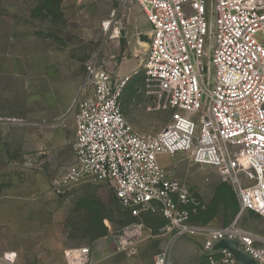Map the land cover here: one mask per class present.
I'll list each match as a JSON object with an SVG mask.
<instances>
[{
	"label": "built area",
	"instance_id": "2783aa9c",
	"mask_svg": "<svg viewBox=\"0 0 264 264\" xmlns=\"http://www.w3.org/2000/svg\"><path fill=\"white\" fill-rule=\"evenodd\" d=\"M134 1L149 25L141 67L165 96L169 121L153 134L134 129L121 106L129 76L90 58L72 104L74 158L51 181V190L62 195L85 182L105 184L134 218L114 237L117 251L144 229L143 214H156L163 218L159 234L168 243L192 238L210 264H238L227 249L211 251L222 238L235 239L255 264H264V239L238 224L244 210L264 217V0ZM120 7L102 22L114 38ZM180 153L214 168L231 186L239 205L232 221L190 220L186 206L197 205L191 185L186 177L167 175L158 162L160 154ZM168 243L151 264H167ZM64 255L66 264L92 263L88 245ZM0 264H17L2 253L1 243Z\"/></svg>",
	"mask_w": 264,
	"mask_h": 264
},
{
	"label": "rangeland",
	"instance_id": "374dc122",
	"mask_svg": "<svg viewBox=\"0 0 264 264\" xmlns=\"http://www.w3.org/2000/svg\"><path fill=\"white\" fill-rule=\"evenodd\" d=\"M120 3L122 0H0V69H6L0 71V109L37 107L36 86L30 78L48 63L76 77V98L83 88L85 63L97 56L114 74L129 76L121 98L129 124L145 134L160 131L169 121L170 109L141 67L144 49L138 36L148 35L149 25L134 0L122 8ZM119 7V33L114 38L111 31L102 29V22ZM68 112L73 118L74 106ZM8 134L13 152H17L19 141L35 142L41 135L37 128H17ZM73 158L71 144L41 162L26 157L14 170L8 168L10 161L0 157V243L2 253L17 264H66L65 250L100 240L108 241L111 251H117L114 237L134 220L105 184L90 181L62 195L52 192L51 181ZM168 166V175L186 177L191 185L197 205L186 208L192 222L217 225L235 218L237 198L214 168L200 166L182 153L168 156ZM36 175H43L44 187L39 186ZM27 213L35 216L28 218ZM143 217L144 229L133 244L118 252L129 250L137 264H151L168 238L159 234L160 219ZM145 222L153 225L148 233ZM238 224L264 239V217L244 210ZM168 246L167 264H210L201 254L199 242L192 238H179ZM108 250L100 245L99 258Z\"/></svg>",
	"mask_w": 264,
	"mask_h": 264
},
{
	"label": "crops",
	"instance_id": "0c3cea01",
	"mask_svg": "<svg viewBox=\"0 0 264 264\" xmlns=\"http://www.w3.org/2000/svg\"><path fill=\"white\" fill-rule=\"evenodd\" d=\"M41 67L42 70L37 72L33 78H30L35 82L36 87L33 92L35 91L37 94L38 106L34 108L27 106L25 108L17 107L16 109H10L6 107L4 110L0 109V112H5V115H0L2 119L0 122V157L4 158L5 161H10L8 166H12L8 168L12 170L18 169L19 165H17V162H20L22 159L24 160L26 157L29 160L41 162V160H45L46 157L50 155H59L61 153V148L65 147L67 144H71L73 148L75 121L74 117H70V112L68 111L72 106L74 96L77 92V79L76 77L66 75L63 69L57 70L62 68L61 66H54L48 63L46 66L44 64ZM52 70L53 73L51 72ZM0 71L4 72L6 69H0ZM48 98L51 99L50 102L47 101ZM17 128H37L40 130L41 135L37 137L35 142H32V140L29 142L19 141L15 149L17 152H13L14 149L12 150L10 148L7 137H9L8 133L10 131ZM29 144H31V147L28 146ZM158 162L166 170L168 175V155H158ZM42 176L43 175L40 177L38 175L35 176L36 179H40L41 183L39 186H41V188L45 186L44 177ZM39 186L37 187L39 188ZM32 209H34V206L31 207V210ZM26 215L28 218H33L35 216L32 213H27ZM146 215L160 219L163 224V218L160 215L143 214L142 217ZM146 223L147 222H145L146 233H148L152 230L153 225ZM227 223L217 225H225ZM98 244H94L93 242L91 245H88L90 246L91 264H137L134 258H130V254L125 253V255L123 252L111 251L108 241L100 240ZM100 245H103L105 248L109 247L106 255L101 258H99L98 255V247ZM176 249L177 248H174V250Z\"/></svg>",
	"mask_w": 264,
	"mask_h": 264
},
{
	"label": "water",
	"instance_id": "95a60500",
	"mask_svg": "<svg viewBox=\"0 0 264 264\" xmlns=\"http://www.w3.org/2000/svg\"><path fill=\"white\" fill-rule=\"evenodd\" d=\"M138 37L143 41L148 40L147 34H139ZM219 249L229 250L238 264H255L254 260L247 253L240 249L239 243L235 239H219L213 244L211 251H216Z\"/></svg>",
	"mask_w": 264,
	"mask_h": 264
},
{
	"label": "bare ground",
	"instance_id": "6f19581e",
	"mask_svg": "<svg viewBox=\"0 0 264 264\" xmlns=\"http://www.w3.org/2000/svg\"><path fill=\"white\" fill-rule=\"evenodd\" d=\"M139 45L143 48V49H145L146 48V46H147V44H146V42L145 41H139ZM139 52V51H138Z\"/></svg>",
	"mask_w": 264,
	"mask_h": 264
}]
</instances>
